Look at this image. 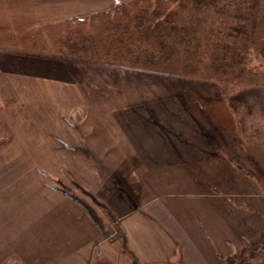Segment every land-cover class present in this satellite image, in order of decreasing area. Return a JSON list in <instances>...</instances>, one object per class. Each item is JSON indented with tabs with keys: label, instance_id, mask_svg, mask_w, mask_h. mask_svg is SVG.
Listing matches in <instances>:
<instances>
[{
	"label": "rangeland",
	"instance_id": "obj_1",
	"mask_svg": "<svg viewBox=\"0 0 264 264\" xmlns=\"http://www.w3.org/2000/svg\"><path fill=\"white\" fill-rule=\"evenodd\" d=\"M132 1L136 0H30L35 3L29 11L0 12V58L46 60L67 67L66 75L71 76L65 81V76L63 80L12 68L0 72V264H34L17 250L18 239L28 233L32 237L51 235L58 242L60 235L76 228L65 224L75 213L67 215L66 210L76 203L86 209L99 235L92 242L87 264H100L104 258L102 244H114L121 237V221L115 222L118 218H112L108 205L91 204L77 186L92 185L94 174L101 178L109 171H71L65 164L66 143L77 144L80 135L91 133H100L94 137L99 136L103 147L110 144V151L116 153L114 159L124 158V141L118 129L113 146L111 126L92 120L76 123L88 112L89 118L103 115L105 109L95 112L92 103L110 105L111 113L117 112L122 118L125 114L139 116L140 108L145 107L142 115H149L151 120L156 117L155 105L173 107L170 114L174 113L176 120L181 113L187 117L183 118L184 128L196 139V147L224 149L227 162L220 165L214 161L213 170L229 172L232 166L236 170L238 164L229 162L236 157L242 167L238 171L252 175L254 186L235 188L233 182L238 176L231 171L230 176L236 175L231 179V190H226L252 196L259 193L264 198V70L255 59L256 54L264 56V0H190V4L166 6ZM153 7L158 17L165 10L163 16L169 20L163 22L162 16L150 21L153 17H148V12ZM48 13L51 18L45 19ZM173 22L172 28L177 33L183 30V34L165 32ZM151 25L160 28L157 35L150 33ZM174 36L171 48L166 42ZM143 39L168 46V52L159 55L169 57L170 62L142 64ZM79 103L91 107L77 110ZM152 105L155 107L150 109ZM180 126L182 122L173 123L175 128ZM104 128H111L112 135L105 134ZM85 143L91 145L93 141L86 139ZM132 169L134 175L140 172L137 159ZM124 174L117 172V179ZM127 179H133L130 173ZM131 190L136 191V187ZM247 199L249 196L242 202L247 203ZM238 207L242 204L236 206L239 211ZM258 207L262 209L264 202ZM238 211L229 213L240 219ZM260 226L264 229L263 220ZM107 228L115 229L105 234ZM112 232L117 234L109 242ZM151 236V243L157 246V232ZM255 243L245 248L237 244L222 247L212 264H264V237ZM118 246L122 247L120 240ZM106 250V255L114 258L112 250ZM166 253L170 252L153 251L149 255ZM155 262L151 257L148 264Z\"/></svg>",
	"mask_w": 264,
	"mask_h": 264
},
{
	"label": "crops",
	"instance_id": "obj_2",
	"mask_svg": "<svg viewBox=\"0 0 264 264\" xmlns=\"http://www.w3.org/2000/svg\"><path fill=\"white\" fill-rule=\"evenodd\" d=\"M28 1L0 0V12L13 13L19 9L23 12L29 11L35 2ZM50 18L51 13H48L45 19ZM15 59L7 56L0 58L2 60L0 72L12 68L13 71L19 69L24 73L33 71L34 75L59 76L63 80H65L64 76L66 79L71 77L66 75L67 67L55 66L46 60L18 58L17 61ZM86 105L88 104L79 103L77 110L91 107ZM155 106L150 107L156 109V112L154 110L156 117L152 120L149 119V115H142L146 111L145 107L135 106L141 110L142 114L139 116L125 114L122 118L118 117L117 112L111 113L110 105L102 106L99 103H92V107L95 112L97 108H104L103 115L101 113L89 118L88 112L85 117H78L76 121L78 125L92 120L93 123L111 126L114 136L113 146L116 145V129L119 130L125 151L121 154L124 158L118 161L114 159L115 151H110V144L108 147H103L105 143L101 144L99 136L94 137L100 133H91L86 137L80 135L77 144L65 145L64 159H67V162L62 163L71 166L68 170L75 169L88 173L109 171L107 176L101 178L94 174L92 185L77 184L88 202L96 206L107 204L106 208L114 215L112 218H118L115 222L121 221V237L115 239L114 244H102L100 247L104 257L100 264H114L112 261L118 264H148L151 257L156 264H207V260L208 264H212L214 254L216 258L220 257L217 253L220 248L229 249V245L235 244L245 248L262 239L264 229L260 223L262 224V220L264 222V207L260 209L258 204L260 201L264 202V198L261 199L259 193L252 196L235 190L233 193L226 190H231V179L233 180V176L236 175L230 176L231 171H235L238 176V180L233 182L235 188L244 185L254 186L252 175L249 172L243 174L238 171L242 167L236 157L235 160L229 159V162L238 164L236 170L231 163H229L232 166L229 167V172L213 170L214 161H219L220 165L227 162V155L223 154L224 149L213 151L206 149L207 147L205 150L196 147L198 144L196 139L190 138V130L186 132L184 128L186 121L183 118L187 117L181 113L180 119L176 120L174 113L170 114L173 112V107ZM106 110L108 113L104 115ZM55 120L67 123L63 118H55ZM51 122L54 123V118H51ZM175 122H182V126L173 127ZM71 123L73 124V121ZM104 130L105 134L112 135L111 128L110 131H106L105 128ZM86 139L87 141L90 139L93 143L91 145L85 143ZM58 140L66 139L58 138ZM136 159L140 162L141 170L134 175L132 168ZM117 172L125 174L117 179ZM129 173L131 178L133 177L132 180L127 179ZM123 186L125 189L122 188ZM132 187H136V191L131 190ZM246 196H249V199L244 204L242 201ZM238 202L242 204V208L238 207L240 212L236 209L237 205H241ZM72 206L74 208L69 207L65 213L69 215L75 211L72 216L75 222L66 218L65 224L74 225L76 228L60 235L58 242L54 241L51 235L32 237L24 233L22 239H18V248L16 247L20 253H23V258L27 254L26 258L33 259L34 264H87L86 257L92 242L98 240L99 235L86 209L81 208L77 203ZM230 210L234 213L238 211L240 219L238 215L230 214ZM103 213L104 211L101 212ZM114 229L107 228L105 234ZM154 232L160 237L157 246L151 243L153 241L151 235ZM119 240L122 249L118 246ZM106 249L112 250L115 259L106 255L108 252ZM153 251L170 253L149 255ZM39 256L42 259L37 260Z\"/></svg>",
	"mask_w": 264,
	"mask_h": 264
},
{
	"label": "trees",
	"instance_id": "obj_3",
	"mask_svg": "<svg viewBox=\"0 0 264 264\" xmlns=\"http://www.w3.org/2000/svg\"><path fill=\"white\" fill-rule=\"evenodd\" d=\"M189 1V2H188ZM137 2V0L136 1H132L131 3H136ZM150 3V4H153L154 6H158V5H163V6H166V5H171V4H173V3H177V4H180L181 2L184 4V3H187L188 2V4H190V0H179L178 2H177V0H139L138 1V3H140V4H142V5H144V4H148V3ZM196 4V3H195ZM194 5V4H193ZM205 10H208V9H205ZM155 11H157V8H155V7H153L149 12H148V17H153L152 19H150V21L151 20H159L160 19V17H162L163 16V14L165 13L164 11H163V13H162V16H160V17H158V15L156 14V12ZM206 12H208V11H206ZM168 13V12H167ZM160 14V13H159ZM143 15H145V14H143ZM143 17V16H142ZM148 17H146V19L148 20ZM163 17H165V19H163V22H165L167 19H168V17L167 16H163ZM162 17V18H163ZM210 17H212V15L210 16ZM144 18V17H143ZM200 18H201V16H200ZM202 19V18H201ZM169 20V19H168ZM173 20H176L175 19V17H173ZM203 20H205V19H203ZM164 24H162V26H163ZM173 25H174V22H173V24H171V25H167L168 27H167V31H165V32H168V31H171V33H173L174 35H179V34H183V30L182 31H180L179 30V33H177L172 27H173ZM149 27H151V28H149V29H151L150 31V33H152V31L154 32V35H157V34H155V32H157V30H160V28H158L156 25H151V26H149ZM188 27V26H187ZM158 28V29H157ZM188 28H190V27H188ZM187 28V29H188ZM142 29H143V27H142ZM185 35V34H184ZM183 37H185V36H183ZM151 38V37H150ZM176 39V36H174L172 39H170L169 41H167L166 43L168 44V46L169 45H171V48H173V46L172 45H174L173 43H175V42H173V40H175ZM178 39H182V41L184 40V38H178ZM181 41V42H182ZM143 44H142V46L140 47L141 48V52L142 53H144L143 54V56H142V59L143 60H141L142 62V64H146L147 66L148 65H154V64H156V65H158V63H160V64H162V63H164V64H166V61H169L170 62V58L168 57V58H164V59H162L161 57H160V53H163V52H168L167 51V47L168 46H166V45H163L162 44V47L160 46V44H158L157 42V40H155V41H153V44H152V42H148V40H146V39H143ZM166 43H164V44H166ZM178 43H180V42H178ZM157 44V45H156ZM165 46V47H164ZM145 47H147L149 50H151L152 51V53H150L149 52V50L148 51H146V49H145ZM157 55H158V57H157ZM160 57V58H159ZM256 58V60H258L259 62H260V64H258V67L259 68H261V69H263L264 70V56H260L259 54H256V56H255Z\"/></svg>",
	"mask_w": 264,
	"mask_h": 264
},
{
	"label": "built area",
	"instance_id": "obj_4",
	"mask_svg": "<svg viewBox=\"0 0 264 264\" xmlns=\"http://www.w3.org/2000/svg\"><path fill=\"white\" fill-rule=\"evenodd\" d=\"M116 234H117L116 232H112V233L108 236L107 240H108L109 242H112V241L115 239Z\"/></svg>",
	"mask_w": 264,
	"mask_h": 264
}]
</instances>
